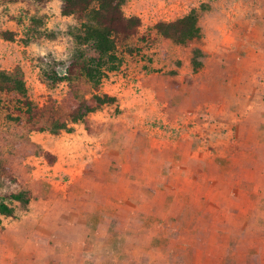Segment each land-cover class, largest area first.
<instances>
[{
  "label": "rangeland",
  "instance_id": "rangeland-1",
  "mask_svg": "<svg viewBox=\"0 0 264 264\" xmlns=\"http://www.w3.org/2000/svg\"><path fill=\"white\" fill-rule=\"evenodd\" d=\"M62 2L0 0V175L32 190L0 180V264H264V0H127L141 26L99 86ZM193 9L199 38L154 29ZM95 94L117 101L70 121Z\"/></svg>",
  "mask_w": 264,
  "mask_h": 264
},
{
  "label": "trees",
  "instance_id": "trees-1",
  "mask_svg": "<svg viewBox=\"0 0 264 264\" xmlns=\"http://www.w3.org/2000/svg\"><path fill=\"white\" fill-rule=\"evenodd\" d=\"M35 3L43 5L49 0H33ZM127 0H63L61 14L64 16H89V22H84L83 39L88 43L93 52V56L83 64L82 69L85 75L94 82L96 86L102 83L107 71L118 68L121 59L118 55L120 46L126 45L127 41L138 33L141 26V19L138 16H127L123 10V4ZM154 29L163 37L173 40L178 44H186L191 40L201 36L199 16L195 9L188 14L172 21L161 20L155 23ZM0 37L13 41L16 33L10 30H0ZM129 53H133V48L127 47ZM195 67L201 62L194 60ZM70 65L64 75L56 71L58 83L67 80L70 73ZM5 84H12V79L5 74L2 75ZM10 89H18L25 93V84L22 80H15ZM117 101L116 96L109 94H95L90 99L76 103L69 112L72 122H78L108 102ZM28 109L31 103L27 100L23 102ZM0 180L15 188L10 194V198L20 202L27 207L32 200V190L24 186L19 179L9 172H3ZM15 207L6 201H0V214L12 216Z\"/></svg>",
  "mask_w": 264,
  "mask_h": 264
},
{
  "label": "crops",
  "instance_id": "crops-1",
  "mask_svg": "<svg viewBox=\"0 0 264 264\" xmlns=\"http://www.w3.org/2000/svg\"><path fill=\"white\" fill-rule=\"evenodd\" d=\"M135 154H137V153H135ZM141 155H142V153H141V152H139L137 156H141Z\"/></svg>",
  "mask_w": 264,
  "mask_h": 264
},
{
  "label": "built area",
  "instance_id": "built-area-1",
  "mask_svg": "<svg viewBox=\"0 0 264 264\" xmlns=\"http://www.w3.org/2000/svg\"><path fill=\"white\" fill-rule=\"evenodd\" d=\"M67 69V68H66ZM66 69L64 70L66 72Z\"/></svg>",
  "mask_w": 264,
  "mask_h": 264
}]
</instances>
